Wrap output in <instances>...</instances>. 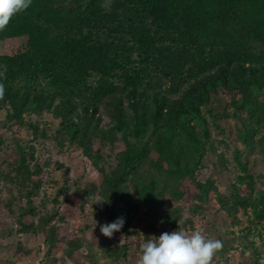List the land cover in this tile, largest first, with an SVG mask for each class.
I'll return each instance as SVG.
<instances>
[{
  "label": "trees",
  "instance_id": "16d2710c",
  "mask_svg": "<svg viewBox=\"0 0 264 264\" xmlns=\"http://www.w3.org/2000/svg\"><path fill=\"white\" fill-rule=\"evenodd\" d=\"M8 32L19 43L0 53V72L6 76L0 77L5 85L0 114L23 124L26 134L12 142L18 157L14 170L0 169V177L25 202L20 218L39 212L32 198L45 167L36 152L75 146L100 174L98 184L77 189L80 234L89 230L84 206L93 209L98 227L124 217L118 233L125 236L132 233L131 214L141 210L148 218L146 237L158 238L164 225L180 230V208L164 197L180 200L187 179L201 200L212 193L228 216L245 214V234L253 229L264 236V191L256 189L258 178L248 173L241 155L234 160L246 184L243 190L231 188L226 198L212 179L199 180L202 160L190 152L197 148L203 154L210 142L207 118L220 112L236 122L242 144L257 149L264 163V0H32L0 32V41ZM4 142L0 134V153ZM96 144L114 151V164L102 162L99 151L92 150ZM8 195L16 197L11 190ZM96 195L109 203L93 204ZM54 211H44L36 225L19 220L21 230L47 226ZM189 222L181 225L185 231ZM53 233L50 241L56 243ZM87 239L69 241L59 260L47 255L39 263L80 264L74 259L91 247ZM93 248L87 264L129 261L126 244ZM13 260L0 264H34L33 258Z\"/></svg>",
  "mask_w": 264,
  "mask_h": 264
},
{
  "label": "rangeland",
  "instance_id": "374dc122",
  "mask_svg": "<svg viewBox=\"0 0 264 264\" xmlns=\"http://www.w3.org/2000/svg\"><path fill=\"white\" fill-rule=\"evenodd\" d=\"M19 41L12 33H4L0 41V53H9L14 45ZM224 101L227 97H224ZM228 101V100H227ZM226 101V102H227ZM230 110V109H228ZM210 132V142L205 143L204 152L199 155L198 150H190L202 160V166L199 169V180L205 181L212 179L218 191L228 198L231 196V188L238 187L243 190L246 180L244 172L241 171L234 158L241 155V162L246 164L247 171L251 177H257L255 187L264 191V163L262 155L257 149L250 151L241 142L239 130L236 122L231 119H224L222 113L214 119L207 118ZM29 117L25 118V123L29 124ZM23 125V124H22ZM14 121H9L4 115L0 114V134L4 135V144L0 153L1 170L5 173L14 170L17 154L13 141L25 136L26 127ZM260 130V129H258ZM261 135L259 131L256 134L258 138ZM98 150L102 156V162L114 164V151L102 149L101 145L96 144L94 150ZM47 153L42 155L36 152L37 160L45 167L36 178L40 180L41 188L38 194L32 198V204L38 213H27L20 218L21 208L25 207L23 199L17 195L14 186H9L3 177H0V260L7 259L12 262L18 261V258L32 260L34 264L40 262L41 258L48 255L52 258H62L65 250L68 248V242L76 239L88 238L91 247L79 250L76 259L80 264H87L89 251H94V246L99 248L105 246L111 249L121 244L130 246L129 261L127 264H136L140 246L146 242V236H149L148 218L140 213L135 216L131 214V235L125 236L122 233L115 232L111 238H103L108 241L97 240L94 231L100 232V227L94 228L92 221L95 217L93 209L90 206H84V214L90 223L89 230L79 231L81 227V209L77 189H84L89 183H99L100 174L93 167L88 156L84 155L82 149L73 147V149L59 150L55 145L47 149ZM92 151V152H93ZM152 158L157 155L152 152ZM152 166L151 164H147ZM60 166V167H59ZM153 167V166H152ZM145 166L143 167V170ZM243 179L238 184V179ZM58 182V185L55 183ZM183 196L180 200L174 202L170 196L166 195L164 200L175 208H180L181 220L190 219L188 231H201L206 238L219 239L223 242V248L216 253L212 264H264V236H256V231L252 229L251 234L246 233L248 228V219L241 211L234 216H228L226 212L220 210V205L216 201L215 195L210 193L206 201L201 200V192L196 190L194 183L190 180L182 181ZM64 187V191L61 190ZM9 190L16 196L14 199L9 197ZM246 190L242 192L245 194ZM200 196L199 198L197 196ZM9 209V210H8ZM52 218L45 227L36 228L35 232L25 233L21 230L20 221L25 225H36L38 217L44 214V211L51 213ZM93 218V219H92ZM99 222V221H96ZM166 226V225H164ZM158 229V235L169 231L168 226ZM81 229V228H80ZM58 242L52 243L50 234ZM245 231V232H244ZM50 233V234H48ZM150 239V238H148ZM71 241V242H72ZM252 245L247 249H241ZM262 258V262L260 259ZM57 259V260H59ZM54 260V259H53ZM47 261V260H46ZM21 262V261H19ZM40 264V263H39ZM42 264H45L43 261Z\"/></svg>",
  "mask_w": 264,
  "mask_h": 264
},
{
  "label": "clouds",
  "instance_id": "9594fccd",
  "mask_svg": "<svg viewBox=\"0 0 264 264\" xmlns=\"http://www.w3.org/2000/svg\"><path fill=\"white\" fill-rule=\"evenodd\" d=\"M32 0H0V32L7 29L13 17L24 12L31 6ZM0 77L6 76L0 72ZM5 96V85L0 82V100ZM94 203L103 206L109 203L102 196L93 197ZM93 219V218H92ZM94 228L97 224L95 220ZM125 223L124 217H118L111 223L100 225V232L105 237L111 238L119 232ZM180 230L164 232L157 238L150 236L140 246L136 264H212L216 253L223 248L219 239H210L201 231L187 232L181 227L183 220L177 221Z\"/></svg>",
  "mask_w": 264,
  "mask_h": 264
}]
</instances>
